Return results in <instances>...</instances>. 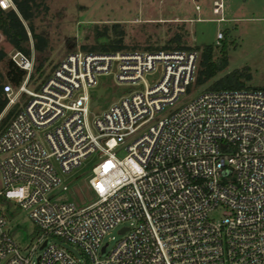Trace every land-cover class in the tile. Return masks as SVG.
<instances>
[{"label":"built area","instance_id":"built-area-1","mask_svg":"<svg viewBox=\"0 0 264 264\" xmlns=\"http://www.w3.org/2000/svg\"><path fill=\"white\" fill-rule=\"evenodd\" d=\"M223 10L211 0L217 23ZM28 35L30 55L8 53L23 80L3 84L2 112L19 109L0 133V264H264V88L202 90L160 116L194 81L198 51L76 49L36 88ZM87 160L93 200L77 206L59 193ZM11 202L37 229L29 249L8 227Z\"/></svg>","mask_w":264,"mask_h":264},{"label":"rangeland","instance_id":"rangeland-1","mask_svg":"<svg viewBox=\"0 0 264 264\" xmlns=\"http://www.w3.org/2000/svg\"><path fill=\"white\" fill-rule=\"evenodd\" d=\"M223 1L225 20L217 23L215 19L219 15L212 13L211 0H199V12L194 10L190 0H44L46 9L41 6V13L35 17L34 25L50 41L51 50L47 52L45 70L49 72L64 55L78 49L86 41L85 36L91 35L90 27L93 23L120 22L125 30V41L129 44L138 43L139 50L149 43L162 44L174 32H183L189 46L215 43L217 30L228 28L226 67L212 80L197 88L192 87L190 92L187 91L173 106L166 107L159 115H166L178 108L205 90L214 80L235 68L248 66L251 77L246 84L264 88V0ZM0 48L7 56L13 49L1 33ZM105 85L108 86L109 94L111 80ZM117 88L124 89L120 85ZM101 108L102 105H99L95 112ZM90 165V161H85L75 176L66 182L68 190L59 195L73 201L77 206L90 203L93 195L86 185ZM7 216L8 227L15 230L14 239L23 249H29L38 232L27 213L11 202ZM118 229L119 227L111 229L103 237V243H107V251L122 238ZM62 246L75 257L81 258V251L75 245L62 242Z\"/></svg>","mask_w":264,"mask_h":264},{"label":"trees","instance_id":"trees-1","mask_svg":"<svg viewBox=\"0 0 264 264\" xmlns=\"http://www.w3.org/2000/svg\"><path fill=\"white\" fill-rule=\"evenodd\" d=\"M12 2L15 8H0V33L13 49L30 55L31 48L28 31L30 32L34 51V70L30 78L31 85L33 84V86L37 88L39 83L49 73L46 72L44 65L48 60L47 52L51 50V46L49 38L42 32L36 30L34 19L41 13V6L43 9H46V5L44 0H12ZM90 32L91 35L85 36L86 41L81 43L78 49L82 51L108 52L135 50L140 48L138 43L129 44L125 41V30L122 28L120 22L93 23L90 27ZM228 33V28L223 29L224 37L220 40L219 44L207 43L189 46L183 32H174L162 44L149 43L144 46L142 50L175 48L198 51L199 59L195 78L187 87V91L190 92L192 87L197 88L212 80L226 67L228 63L227 48L229 46L226 36ZM230 43L234 46V42L231 41ZM217 47L218 50H216ZM24 75L25 71L18 68L9 56H7V53L0 48V114L7 102V98L3 91V84L10 83L16 87L21 83ZM250 77L248 66L235 68L229 73L214 80L205 90L251 88V86L246 84V81H248ZM18 109L19 103H16L0 117V133ZM0 201L5 203L6 207L10 206V202L4 198L1 197ZM6 212H8V208H6ZM12 233H15V230H12Z\"/></svg>","mask_w":264,"mask_h":264},{"label":"water","instance_id":"water-1","mask_svg":"<svg viewBox=\"0 0 264 264\" xmlns=\"http://www.w3.org/2000/svg\"><path fill=\"white\" fill-rule=\"evenodd\" d=\"M103 90L102 89H98L97 91V96H99L100 94H102ZM96 100L93 101V105L96 104ZM124 230V228H122L120 231L122 232ZM102 250H104V246H102Z\"/></svg>","mask_w":264,"mask_h":264},{"label":"crops","instance_id":"crops-1","mask_svg":"<svg viewBox=\"0 0 264 264\" xmlns=\"http://www.w3.org/2000/svg\"><path fill=\"white\" fill-rule=\"evenodd\" d=\"M191 1V0H190ZM191 3H192V1H191ZM193 4V3H192ZM2 114H3V112H1V114H0V117L2 116Z\"/></svg>","mask_w":264,"mask_h":264}]
</instances>
